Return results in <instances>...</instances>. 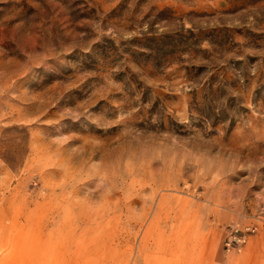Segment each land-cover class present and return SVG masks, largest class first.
Masks as SVG:
<instances>
[{"label":"rangeland","instance_id":"1","mask_svg":"<svg viewBox=\"0 0 264 264\" xmlns=\"http://www.w3.org/2000/svg\"><path fill=\"white\" fill-rule=\"evenodd\" d=\"M0 264H264V0H0Z\"/></svg>","mask_w":264,"mask_h":264},{"label":"built area","instance_id":"2","mask_svg":"<svg viewBox=\"0 0 264 264\" xmlns=\"http://www.w3.org/2000/svg\"><path fill=\"white\" fill-rule=\"evenodd\" d=\"M252 225H245L243 227H233L224 239V246L226 249L239 247L246 238V233L253 230Z\"/></svg>","mask_w":264,"mask_h":264}]
</instances>
